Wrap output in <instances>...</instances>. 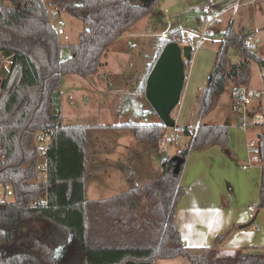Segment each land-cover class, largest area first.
Instances as JSON below:
<instances>
[{
  "label": "trees",
  "instance_id": "obj_1",
  "mask_svg": "<svg viewBox=\"0 0 264 264\" xmlns=\"http://www.w3.org/2000/svg\"><path fill=\"white\" fill-rule=\"evenodd\" d=\"M160 1L51 0L52 8L83 20L79 42L62 57L61 34L43 0H0V52L9 63L0 66V190L10 184L14 191L10 200L0 196V264H154L179 256L192 264H264V252L220 256L215 248L194 253L184 245L174 218L184 194L182 169L173 173L170 156L162 164L171 171L159 178L107 199L88 198L90 129H129L138 141L158 148L167 127L162 122L66 124L63 77L96 74L110 45ZM252 35L231 26L225 31L202 114L212 110L228 81L249 85L252 60L264 67V59L245 44ZM182 40L180 29L171 31L158 55L170 41ZM229 45L241 47V63L229 65ZM191 59L185 61L186 72ZM175 127L191 137L176 153L183 164L192 150L220 145L229 151L227 125L201 124L195 132L189 124ZM259 145L264 158V132ZM257 207L264 208V169Z\"/></svg>",
  "mask_w": 264,
  "mask_h": 264
},
{
  "label": "rangeland",
  "instance_id": "obj_2",
  "mask_svg": "<svg viewBox=\"0 0 264 264\" xmlns=\"http://www.w3.org/2000/svg\"><path fill=\"white\" fill-rule=\"evenodd\" d=\"M43 1L48 9L52 8L51 0ZM205 7L210 9L209 14L204 12ZM60 13L61 19L65 22V33L61 34L63 47L60 54L66 57L71 52L70 46L80 40L83 20L64 10ZM214 17L215 23L208 26L209 19ZM53 20L55 21V18ZM230 26L237 33L252 32L257 38V49L254 52L264 59V0H161L159 7L133 24L110 45L96 74L89 76L68 74L63 77L61 102L64 121L88 124L161 122L148 100L137 91H140V82L149 63L160 49L158 42L161 37L170 38L171 31L180 29L183 39L187 42L183 46H191L193 52L186 72L181 102L172 112L174 118L177 117V125L195 123L201 118L204 123L211 120L216 124L231 122L240 126L243 115L238 111L233 94L237 85L234 86L231 81H228L225 91L212 110L206 114L200 112L209 77L220 51L221 39ZM228 57L229 65L239 64L245 59L241 47L236 45L228 46ZM2 63L9 64L2 58L0 52V66ZM251 69L250 88H264L262 76L264 68L261 69L256 60H252ZM249 120H252V117H249ZM167 130L173 137L168 143L167 156H161V151L158 148L153 150L147 142L136 143L129 152L137 153L140 150L143 152L146 147H150L149 152H144L147 155L145 158L159 169L161 166L159 156L173 157L178 149L191 143L189 136L180 127H170ZM247 131L249 139L257 142L264 128L249 125ZM90 138L94 146L89 163L92 196L100 192V187L104 191L106 184L115 186L125 173L130 171L128 165H120L119 162H122L120 159H126L128 152L126 145L140 141L129 129L97 128L90 133ZM48 141V138L42 141L44 148ZM106 157L111 159L109 166ZM43 161L42 156L40 162ZM135 169L134 177L138 179V174H142L143 178L147 171V163L142 161ZM61 253L59 257L64 255V251Z\"/></svg>",
  "mask_w": 264,
  "mask_h": 264
},
{
  "label": "crops",
  "instance_id": "obj_3",
  "mask_svg": "<svg viewBox=\"0 0 264 264\" xmlns=\"http://www.w3.org/2000/svg\"><path fill=\"white\" fill-rule=\"evenodd\" d=\"M157 7H159V4ZM165 38L167 36L161 37L158 42L159 48ZM158 52L159 49L141 79L140 91H137L139 94L142 93L144 97L143 85L146 83L147 77L158 57ZM262 76L264 78V74ZM63 116L65 120V115L63 114ZM64 123L97 124L67 123L65 121ZM109 124L123 123H107V125ZM188 124L195 130L201 124L216 123L211 120L204 123L199 118L195 123L189 122ZM224 125L229 127L228 152L220 145H213L204 150H192L183 164L180 183L184 187V194L175 211V224L181 234L182 242L194 253H202L203 249L207 247L215 248L217 254L220 256L231 255L238 250L244 252L249 250L264 252V208L258 210L257 207L264 167L259 164L249 165L247 152L249 136L248 131L242 127V124L237 126L231 122H226ZM96 129H90L89 131L88 146L90 153L88 169L93 154L92 148H94L91 144L90 133ZM166 131L168 132V130ZM189 138L191 142V137ZM136 143L146 144L145 142H131L126 145L128 150L126 159H120L122 162L119 163L120 165H128L130 171L125 173L123 178L120 179L121 181L117 182L115 186H112V184L108 186L106 184L104 191L100 187V192L90 196L91 182L89 170L88 198L90 200L113 197L131 188L153 181L167 171L165 165L162 164L161 156H159L161 159V169H157V166L152 165L145 158L147 155L144 152H147L150 147H146L143 152L140 150L137 153H130V149L134 148ZM152 149L156 148L152 146ZM110 152L108 151V153ZM110 160L109 157H106L108 166L111 164ZM142 161L147 163V171L145 176L143 175V178L141 177L142 174H138L139 177L136 179L137 177H134L136 173L135 167L140 165ZM126 185L127 187L125 188ZM121 188L125 189L121 190ZM252 212L256 215L253 224L249 227H241V225L247 224L253 219L251 216ZM222 234L225 236L221 240H218V237ZM154 264L192 263L187 257L179 256L175 258H159Z\"/></svg>",
  "mask_w": 264,
  "mask_h": 264
},
{
  "label": "water",
  "instance_id": "obj_4",
  "mask_svg": "<svg viewBox=\"0 0 264 264\" xmlns=\"http://www.w3.org/2000/svg\"><path fill=\"white\" fill-rule=\"evenodd\" d=\"M191 55V46H181L179 42L170 41L158 55L146 80L145 97L167 128L176 126V118L172 112L181 102L186 80L185 61H189ZM172 162L173 173L178 175L182 169L183 159L175 155ZM170 171L171 169L167 168V172ZM255 219L256 215L241 227L251 226ZM61 249L62 246L58 247L56 252Z\"/></svg>",
  "mask_w": 264,
  "mask_h": 264
},
{
  "label": "built area",
  "instance_id": "obj_5",
  "mask_svg": "<svg viewBox=\"0 0 264 264\" xmlns=\"http://www.w3.org/2000/svg\"><path fill=\"white\" fill-rule=\"evenodd\" d=\"M205 13H210V9L208 7L204 8ZM53 23L60 34L65 33V22L60 17V11L57 8L50 9ZM216 19L211 18L208 21V26H211L215 23ZM181 46L183 44H187L186 40L183 39L180 43ZM245 44L250 50L255 51L257 49V38L252 35L249 36L245 40ZM234 98L235 102L238 105V111H240L243 115L242 127L247 130L249 125L253 126H262L264 128V88L261 89H252L247 84L237 85L234 89ZM249 117H252V120H249ZM198 127L196 128V130ZM264 132V131H263ZM173 137L168 134L166 131L164 136L158 142V150L161 151V156H167L168 154V143ZM247 152H248V163L249 165H261L264 167V158L261 155V148L259 145V138L256 142L253 139H249L247 141ZM0 195L5 196L7 199L10 197L11 199L14 197V191L10 184L4 186L3 189L0 190ZM9 200V199H8ZM44 203H47L44 200ZM254 212L251 213V216L254 217Z\"/></svg>",
  "mask_w": 264,
  "mask_h": 264
}]
</instances>
